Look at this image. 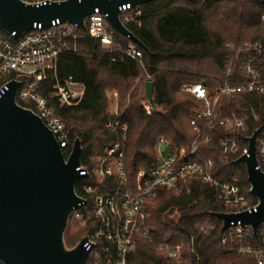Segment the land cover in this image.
Returning <instances> with one entry per match:
<instances>
[{
    "label": "trees",
    "instance_id": "1",
    "mask_svg": "<svg viewBox=\"0 0 264 264\" xmlns=\"http://www.w3.org/2000/svg\"><path fill=\"white\" fill-rule=\"evenodd\" d=\"M141 8L142 25L128 28L141 41L136 46L142 51V66L129 58L111 61V55L99 42L81 31L76 51L61 54L56 71H49L38 88L68 130V149L75 139L80 140L85 162L102 154L109 142L119 140L118 135L104 127L111 118V94L117 92L121 121L127 124L123 170L131 184L139 170H148L157 162L160 139L165 151L189 149L195 140L188 113L203 103L183 93V84H201L209 97H214L225 80L230 60L228 80L233 84L245 80L242 63L254 55L244 51L237 54V48L245 41L261 46L255 67L259 79L264 81V0H154ZM117 39L123 45L129 42L119 34ZM69 76L77 83L73 88L81 93L73 105L59 103L53 95L56 79ZM147 81L153 82L150 113L142 106L147 100ZM218 108L222 117H247L246 127L232 132L238 149L223 153L218 140L228 130L215 121L207 132L210 140L199 146L197 159L211 160V173L219 180L236 177L240 192L255 201L248 192L245 166L237 158L254 129L260 127L264 132V97L257 91L241 92L221 97ZM185 186L190 188L189 193L159 188L147 202L149 234L138 240L129 264H255L253 257L237 253V240L221 242V221L214 213L233 209L224 207L217 192L201 180L187 181ZM205 228L207 231L203 232ZM259 229H264V225ZM83 234L67 226L63 234L65 246L74 247ZM260 238L259 232H251L247 241L254 248H264ZM165 243L182 245L181 262L169 260L162 249Z\"/></svg>",
    "mask_w": 264,
    "mask_h": 264
},
{
    "label": "built area",
    "instance_id": "2",
    "mask_svg": "<svg viewBox=\"0 0 264 264\" xmlns=\"http://www.w3.org/2000/svg\"><path fill=\"white\" fill-rule=\"evenodd\" d=\"M25 3L39 4L62 0H21ZM144 11L141 5L126 3L119 7V18L123 25L139 28L142 25ZM264 20V15L261 16ZM86 29L77 24L52 21L48 27L34 25L29 31L15 37L0 27V97L8 90L11 81L19 82L16 91V103L37 114L46 127L53 133L64 158L67 159L72 147L68 149L69 133L53 108L38 92L40 84L45 80L49 71H56L57 60L67 51H76L81 31H86L91 38L99 42L101 48L111 55V61H123L125 58L136 61L141 66L142 51L136 43L130 41L123 45L117 39L116 32L106 19V14L98 8L85 17ZM129 29V28H128ZM121 35V34H119ZM123 36V35H122ZM124 37V36H123ZM261 46L257 42L245 41L239 45L236 52H252L242 63L245 80L233 84L228 80L231 60L227 64V73L223 84L216 95L209 97L208 90L201 84L185 83L180 87L203 105L188 113L192 130L196 133L195 140L189 149L181 147L165 151L163 140H159L156 148L157 162L148 170H139L133 184L129 183L123 170L124 140L127 124L121 121L122 112L118 108V94H111V118L104 124L110 132L119 136V140L109 142L102 154L91 156L87 162L80 157V178L75 185L77 195L82 199L68 217L67 226L76 231H83L81 237H86L84 247L90 249L85 264H129V257L134 252L139 239H146L149 234L147 221L149 213L147 202L156 196L159 188L174 193H189L190 188L185 183L190 180H201L213 188L224 207L233 209L228 212L256 210L257 201L240 192L238 179L219 180L212 173L211 160H198L199 146L210 140L208 131L213 128L215 121L228 130L218 143L223 153L236 152L238 143L232 132L246 127V116L238 117L232 114L222 117L218 108L221 97L233 96L241 92L257 91L264 97V81L260 80L255 67L260 55ZM150 78L149 75H147ZM75 83L69 76L66 79H56L53 95L59 103L73 105L79 100L81 93L73 87ZM27 103L30 107H25ZM147 113L151 106L147 100L142 102ZM204 122V125H200ZM247 146L242 154L246 153ZM257 168L264 173V132L260 131L256 140ZM85 181V182H84ZM78 184V185H77ZM207 228L203 229L206 232ZM249 227H241L239 223L231 224L221 239L240 242L237 253L250 256L255 264H264V248H254L247 241L251 233ZM261 235L260 243L264 245V229L257 230ZM80 239V240H81ZM79 240V241H80ZM162 249L172 262H181L182 245L164 244Z\"/></svg>",
    "mask_w": 264,
    "mask_h": 264
},
{
    "label": "water",
    "instance_id": "3",
    "mask_svg": "<svg viewBox=\"0 0 264 264\" xmlns=\"http://www.w3.org/2000/svg\"><path fill=\"white\" fill-rule=\"evenodd\" d=\"M154 0H62L39 4L0 0V27L17 37L34 25L48 27L52 21L77 24L95 8L106 14L111 27L130 41L138 37L119 18L126 3L143 5ZM19 82L11 81L0 97V262L2 264H85L90 249L83 237L67 248L63 234L68 217L82 199L75 191L82 178V146L75 139L67 159L51 130L32 110L16 103ZM153 82H145V95L152 102ZM261 128L247 138L246 153L237 158L245 166L249 194L256 210L217 212L223 233L232 223L249 227L253 234L264 225V173L257 168L256 140Z\"/></svg>",
    "mask_w": 264,
    "mask_h": 264
}]
</instances>
